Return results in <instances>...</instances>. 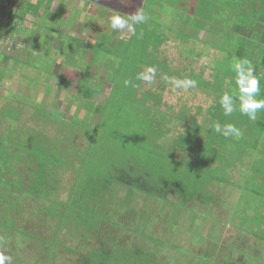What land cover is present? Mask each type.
<instances>
[{
	"label": "rangeland",
	"instance_id": "1",
	"mask_svg": "<svg viewBox=\"0 0 264 264\" xmlns=\"http://www.w3.org/2000/svg\"><path fill=\"white\" fill-rule=\"evenodd\" d=\"M45 4L50 20L43 17ZM139 8H145L149 19L132 38L136 45L128 49L117 75L116 54L107 53L109 47L99 52L92 46L101 32L109 34V43L128 41L131 33L111 30L108 21L114 11L130 15ZM8 22L0 16V26ZM20 23L25 31L17 28L0 37V134L13 119L20 136L39 135L64 160L73 151L61 137L73 135L71 143L85 153L74 154L73 164L83 160L76 177L71 166L48 176L49 163L57 160L46 157L49 187L34 179L23 181L18 164L21 149H31L27 142L13 146L9 165L0 155V251L11 256L12 264H83L86 253L103 239L128 248L135 264H264V111L251 121L238 110L225 116L219 104L225 92L238 95L231 66L239 57L252 61L260 77L258 98H264V43L254 28L264 24V2L44 0L38 16L27 12ZM190 27V36L179 31ZM33 29L42 33L38 46ZM147 32L152 36L142 37ZM148 66L157 69L154 82L137 80ZM95 70L102 71V83L90 96L88 87L99 84L91 80ZM110 70L112 82L103 78ZM165 77L200 78L197 87L184 90L173 89ZM126 79L135 87H126ZM217 121L235 124L242 135L225 138L214 132L209 126ZM185 138L195 149L180 142ZM168 164L183 175L188 188L196 189L199 200L151 198L136 187L119 188L123 176H142L148 185L160 186L164 173L170 175ZM11 190L14 201L9 203ZM83 203L90 211L99 210L101 218L92 225L98 226L95 230L80 235L83 224L74 225ZM162 207L173 222L161 219ZM122 211L141 217L128 226L133 230L113 222ZM123 216L131 220V214ZM230 231L237 237L227 236Z\"/></svg>",
	"mask_w": 264,
	"mask_h": 264
},
{
	"label": "trees",
	"instance_id": "2",
	"mask_svg": "<svg viewBox=\"0 0 264 264\" xmlns=\"http://www.w3.org/2000/svg\"><path fill=\"white\" fill-rule=\"evenodd\" d=\"M43 1L44 0H36V1H32V0H6L7 4L0 3V16H3V17L6 16L9 19L8 25L6 27L0 26V37H2L4 39L7 38L9 36L8 32L9 31L12 32V31H14L17 28H19L20 31H23V30L25 31V29L21 27L20 21H24L27 12L30 13L31 15H33V16H38V11L40 10V8L42 6ZM255 1L256 0H254V1L252 0L253 3ZM260 1L264 2V0H260ZM8 3H10V6H8ZM173 4H176V3H173ZM44 7H45V10H44V13H43V17H47L46 19H49V14L47 13L48 11H50L49 10V5L45 4ZM143 9L145 10V8H143ZM122 14L124 15V13H122ZM52 21L54 22V20H52ZM181 21L182 20L179 19V22H181ZM258 23L254 24V28L260 33V35H261L260 39H261L262 43H264V24L261 25V24H258ZM55 24L56 23H54V26H55ZM53 28L51 30H53ZM239 28H241V27H239ZM142 29H143V25L142 24L141 25H137L136 26V33L139 32V30L141 31ZM193 29H194V27H190V29L188 31H185L183 29H181L179 31L183 35L190 36L191 35L190 33L193 32ZM241 29L243 30V28H241ZM77 30L78 31L82 30V23H80L78 25ZM35 32H36V29L35 30L33 29L31 34H33ZM41 34L39 32H36V34L32 35V37L34 38L33 40L36 41L37 46L39 44V41H40L39 37H40ZM44 34L46 35V30H45ZM71 35H72V33H71ZM150 35L152 36L151 32H147L144 36L142 35V37H148ZM134 36H136V35H134ZM134 36L132 35L131 38L128 41H123L122 42V41L119 40V42H117L118 39H115L114 41L112 40V42L109 43V42H107V40L109 38V34H107L106 32H101L100 36H98V38H96V43H95V45L92 46V48L95 46L94 48L97 49L100 52V49H107L109 47V49H107L106 52L107 53H112L113 52V53L116 54L115 56L118 59L115 58V61H116L115 63H117V62H119V63H118V67L115 69V73H117V75H118L119 69L121 68V66L123 64L126 63V57H127L128 53H129L128 49L130 50L134 45H136L135 40L132 39V38H134ZM74 38H76V41H77V38H79V37L76 36ZM114 43L116 44V47L114 46ZM34 45H35V43H34ZM114 48H116L115 51L111 50V49H114ZM102 56L103 55H98L97 56L99 58V61L102 60V58H103ZM260 63L264 66V56L261 58ZM111 65H113V62L111 63ZM91 68H93V66ZM101 72L102 71H99L97 73V71L95 70L96 74L92 75L91 80L92 81L93 80L99 81V77L98 76H101V75H98V74H100ZM103 78H105L106 81H111V82L115 81L114 78H113V75H112V70H110L108 73H105L103 75ZM199 78L196 77V78H193V80H195L197 82ZM100 82L101 81H99V84L97 86L94 85L95 87L94 86H89L88 87V89L86 91L90 92L89 93L90 96L93 93H97L95 90L99 89ZM83 87L84 86H82L81 88L83 89ZM114 89H115V82L113 83L112 90L110 91L109 94H107V97H106V102L107 103L109 101L110 95L114 92ZM86 91H83L82 93L86 94ZM100 110H101V108L99 109V111ZM2 112L4 113V111H2ZM12 113L13 112L11 110L9 116H13ZM10 122L11 123H9L8 134L7 135L0 134V141L2 142L0 155L2 154V155L6 156L7 165H9L8 164L9 163L8 160L12 157L13 146L16 149V144L20 143V144L23 145L24 142L25 143L27 142L25 145H29L31 149H29V153L25 149H21V151H22L21 153H23V155L19 159L20 164H18L19 166H22L21 167V173L24 176V180H23L24 183H27L28 180L34 179V181L36 183L41 182V183H43L45 185V187L46 186L49 187V182H48V179H47V173H48V176H49L52 173H54V171H55L59 175L60 173H62V169L61 168L62 167H66V166L73 167V171L75 170L74 177H76L78 175V170H79V168L81 166L80 162L83 161V160H77L78 161V166H77V165L73 164V157H74V154H80V152H82V155L84 156V153H85L84 151L85 150L84 151H80L79 147L75 144V142L71 143L73 135H71L70 137H67V136L66 137H61V140H63L65 143L72 144L68 149L71 152L73 151V154L71 155V157L68 158L71 161H68V159H66V160L63 159L62 153H60L59 155H56L54 151L48 150L47 147L43 144V141H42L43 139L38 134H36V135H38L39 137L35 136V132H33V135L35 137L32 136V133L28 134V136H25V137L20 136V134H18L16 132V130H15L14 120L12 119ZM95 127H97V126H95ZM75 130L78 131L79 129H75ZM18 131H20V130H18ZM93 136L94 135L89 137L90 142L88 143V146L91 144ZM81 137H83V136L77 135V138H81ZM32 142L36 143L37 146L32 144ZM53 142L54 141L50 142L49 144H51ZM180 142L185 143L186 146L187 145H191L193 143V142H190L189 140H187L186 138L181 140ZM177 147L174 148L175 151H176ZM187 147H189L190 149H195L193 146H187ZM178 149L180 150L181 147L179 146ZM46 157L49 158V159L51 158V159L57 160L56 162L53 161L52 163H49L51 166L50 165L48 166L47 173L45 172L47 162L44 161ZM82 159H83V157H82ZM11 164L13 165V162H11ZM55 165H58V167H56ZM166 166L169 167L167 169V171L169 172L170 175H167V174L164 173V179L161 180L162 185H160V186H157L153 182H152L151 185H148L146 183L144 177H142V176H139V177L128 176L127 178L123 176V177H119V181H120L119 183H121L119 188L120 187L123 188V186L124 187H126V186H128V187H136V188H139L140 190H142V192H144L146 194H149V197L151 196V198H153L154 196L155 197H160V198H166L169 195H171L172 197L175 196L178 199V201H181V198H182L184 200V202L186 200H192V199H194L196 197H200L201 196L200 194H198L196 189L191 190L190 188H188L187 180L180 173L176 174L175 171H174L173 166H171L170 164H168ZM32 171L35 173L36 176L32 175V173H31ZM154 178L156 180V176ZM74 181H75V179H74ZM196 183H197V181H196ZM61 185H62V183H61ZM191 185L195 186L197 184L192 182ZM73 190H74L73 185H71L70 186V193H69L70 196L72 195ZM217 190L220 191L219 187H218ZM188 192H189V194L187 196ZM82 193L85 194V191H82L81 194ZM124 194H125V192L123 194H121V195L124 196ZM9 195H10V197L6 201L10 203V201L13 200V191L12 190L9 193ZM121 195L117 194V196H121ZM26 197L27 196H24V199H22V200L20 199V197L18 199H20L21 201H24L25 205H26V204H28L27 200H26ZM21 198H22V196H21ZM96 198L97 199L100 198V194H97ZM100 199L103 200L102 198H100ZM62 202H65V200H63ZM158 204H157V206H158ZM3 207L1 205L0 213L3 212ZM175 207H177L178 210H179L178 206H175ZM180 208H182V207H180ZM155 210L157 211L158 208L155 207ZM161 210H162L161 219L164 220V221L171 220L173 222V220L168 215H165V211H164L163 207L161 208ZM95 213H98L96 217L93 216ZM121 213H122V215H119V218L117 217V219L114 220L113 222L114 223L123 222L124 227H126L127 229L133 230L132 228H129L128 226L132 222L138 223L139 220H141L140 219L141 217L136 219L135 214H133V212H131V211L130 212L126 211V213L122 211ZM127 214H131V220H129V218H126V216L125 217L123 216V215H127ZM143 215H144V213L142 214V216ZM97 218H101L99 210H98V212L90 211L86 207H84V203H83V206H81V210L79 212H77V214H76V219H75L76 225H74L75 227H77L79 222H81L83 224V228L80 227L81 229L80 230L78 229L79 232H80L78 234L82 235L81 234L82 230H85L86 232L87 231L91 232L93 229L95 230L98 226H92V225H94L95 223H97L96 225H99L98 223L100 222V220L97 219ZM125 219H126V222H125ZM127 221L129 223H127ZM86 223H87V225H89V227L86 226ZM69 229H70V227H69ZM58 230H60V229H57L55 234H57ZM70 230H72V227H71ZM42 246H44V245H42ZM47 248H48V246H47ZM53 248H54V245L52 246V248L49 249L48 252H46V254L47 253L50 254V251L53 250ZM136 253L139 255V252H136ZM125 255H127V256H125ZM129 256H130V251L128 250V248L121 249L120 247L113 246V244L108 243L106 240L103 239V240H101L98 243V246L92 247L90 249V252L86 253L85 258H84L85 260H84L83 264H135L134 262H132V261H134L133 259H129ZM148 257H150V255Z\"/></svg>",
	"mask_w": 264,
	"mask_h": 264
},
{
	"label": "clouds",
	"instance_id": "3",
	"mask_svg": "<svg viewBox=\"0 0 264 264\" xmlns=\"http://www.w3.org/2000/svg\"><path fill=\"white\" fill-rule=\"evenodd\" d=\"M114 13L108 21L111 30L120 32L126 30L133 36L136 35V26L146 23L149 19V16L143 8H139L130 15H121L116 11ZM231 67L235 73L234 83L238 90V95L225 92L220 96L219 104L223 109V114L225 116H231L238 110L241 115L246 116L251 121H255L258 113L264 111V98H258L261 96L260 77L256 75L255 66L248 58H236ZM156 73L157 69L155 67L148 66L145 71L137 73L136 79L153 83ZM165 79L172 85L173 89L188 90L197 87V82L192 79L171 77H165ZM124 85L126 87H135L132 81L127 79L124 81ZM209 127L225 138L231 136L238 139L242 135L241 130L233 123L221 125L217 121L213 122ZM0 264H12L11 256L0 251Z\"/></svg>",
	"mask_w": 264,
	"mask_h": 264
},
{
	"label": "crops",
	"instance_id": "4",
	"mask_svg": "<svg viewBox=\"0 0 264 264\" xmlns=\"http://www.w3.org/2000/svg\"><path fill=\"white\" fill-rule=\"evenodd\" d=\"M6 133V135L8 134V130L5 132ZM5 133H2L3 135H5ZM220 165H222V163H219ZM196 199L197 200H199L200 198L199 197H196ZM210 211L212 210V208L210 207V209H209ZM194 212V211H193ZM196 213H199V214H202L204 211H195ZM168 215V214H167ZM170 216V215H169ZM239 230H241V229H239ZM236 234L237 233H235L234 234V232H229V234L227 235V236H229V237H231L232 235H233V237L232 238H236L237 236H236ZM225 239H227V237L225 238ZM246 242V241H245ZM228 253H229V251H228Z\"/></svg>",
	"mask_w": 264,
	"mask_h": 264
}]
</instances>
